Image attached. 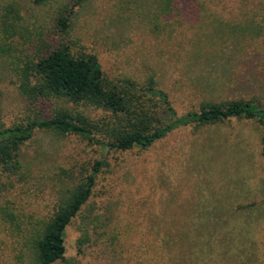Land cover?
<instances>
[{
	"label": "rangeland",
	"instance_id": "obj_1",
	"mask_svg": "<svg viewBox=\"0 0 264 264\" xmlns=\"http://www.w3.org/2000/svg\"><path fill=\"white\" fill-rule=\"evenodd\" d=\"M69 1L0 0L3 126L34 116L17 90L20 60ZM155 1L86 0L70 38L113 78L153 77L179 116L204 100L264 107V0H204L196 8L180 0L164 16ZM9 6L19 15L2 19ZM60 104L51 101L44 116ZM263 136L257 121L232 118L180 124L148 148L120 152L39 129L22 147V175L0 172V264H35L38 225L99 160L108 173L98 174L65 229L64 260L55 264H264ZM82 233L88 240L79 244Z\"/></svg>",
	"mask_w": 264,
	"mask_h": 264
},
{
	"label": "trees",
	"instance_id": "obj_2",
	"mask_svg": "<svg viewBox=\"0 0 264 264\" xmlns=\"http://www.w3.org/2000/svg\"><path fill=\"white\" fill-rule=\"evenodd\" d=\"M47 1L33 0L40 5ZM85 2L70 0L64 4L42 43L34 48L33 55H24L25 59L20 60L17 90L35 111L34 116L22 124L5 127L0 120V172L22 175V147L39 129L75 135L91 145L125 152L152 146L180 124L202 126L236 118L255 120L264 128V107L251 101L204 100L198 110L179 116L168 95L156 87L153 77L141 84L130 78L111 77L103 70L96 53L70 38L74 18ZM153 4L159 8L158 14L164 16L177 10L180 0H156ZM186 4L187 8L188 4H194L192 8L205 6L204 0H187ZM6 14L1 18L19 15L11 6ZM51 101L61 104L54 106L48 118L44 116V109ZM86 110L101 111L104 115L91 118ZM261 154L264 157V136ZM106 164L105 160L95 161L90 174L67 189L68 195L58 201L52 215L38 225L30 239L35 264L64 260L65 229L82 213L94 192L97 176L104 172ZM86 218L83 215L82 219ZM87 240L86 233L78 239L79 244Z\"/></svg>",
	"mask_w": 264,
	"mask_h": 264
}]
</instances>
